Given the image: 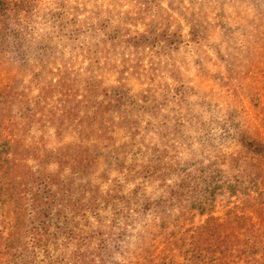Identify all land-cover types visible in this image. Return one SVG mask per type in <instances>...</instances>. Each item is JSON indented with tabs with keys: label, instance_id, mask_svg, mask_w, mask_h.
<instances>
[{
	"label": "rangeland",
	"instance_id": "obj_1",
	"mask_svg": "<svg viewBox=\"0 0 264 264\" xmlns=\"http://www.w3.org/2000/svg\"><path fill=\"white\" fill-rule=\"evenodd\" d=\"M2 3L0 28L11 34L1 32L6 40L0 39V121L25 133L29 108L36 113L21 141L63 151L78 143L84 111L106 110L101 124L109 132L116 126L108 143L120 151L131 141L141 145L145 159L163 161L170 190L184 191L170 207L166 229L159 231L149 214L134 236L148 229L157 242L231 212L264 220L254 211L264 209V0ZM119 30L124 38L114 36ZM138 33H147L138 38L140 47L127 44L126 36ZM114 87L131 99L116 105L108 96ZM104 169L85 177L91 187L110 185ZM120 173L112 169L108 177ZM135 186L151 197L166 189L149 174L129 189Z\"/></svg>",
	"mask_w": 264,
	"mask_h": 264
},
{
	"label": "trees",
	"instance_id": "obj_2",
	"mask_svg": "<svg viewBox=\"0 0 264 264\" xmlns=\"http://www.w3.org/2000/svg\"><path fill=\"white\" fill-rule=\"evenodd\" d=\"M3 5L0 0V8ZM5 28H0L1 40H6L2 33L11 34ZM146 31L151 32L149 27ZM146 35H127L125 40L137 48ZM114 36L125 37L122 31ZM113 89L114 94L108 96L114 97L116 105L131 99L123 87ZM120 108L112 113L119 114ZM25 110L28 113L21 123L25 133L19 134L13 122L0 121V264H264V220L261 216L254 220L245 211L226 217L209 215L202 224L167 234L161 241L156 242L158 235L148 229L137 238L139 232L134 236L132 231L142 227L149 214L158 219L159 231L166 229L170 207L179 203L184 192L179 185L170 190L161 158L145 159L147 151L132 141L123 151L108 143L116 126L109 132L101 124L109 118L102 109L84 111V126L76 130L78 143L68 144L63 151L41 149L36 142L25 145L21 137L31 128L36 113ZM92 132L97 140L85 143ZM139 148L143 159L137 158ZM102 165L110 185L107 189L91 187L85 177ZM112 169L121 175L109 179ZM148 174L164 185L163 194L151 197L136 186L129 189L137 178ZM259 206L254 211L264 215Z\"/></svg>",
	"mask_w": 264,
	"mask_h": 264
}]
</instances>
